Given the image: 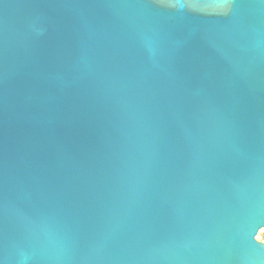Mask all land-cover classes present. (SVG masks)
I'll list each match as a JSON object with an SVG mask.
<instances>
[{"label": "water", "instance_id": "95a60500", "mask_svg": "<svg viewBox=\"0 0 264 264\" xmlns=\"http://www.w3.org/2000/svg\"><path fill=\"white\" fill-rule=\"evenodd\" d=\"M264 0H0V264H264Z\"/></svg>", "mask_w": 264, "mask_h": 264}, {"label": "rangeland", "instance_id": "374dc122", "mask_svg": "<svg viewBox=\"0 0 264 264\" xmlns=\"http://www.w3.org/2000/svg\"><path fill=\"white\" fill-rule=\"evenodd\" d=\"M255 240L257 242H261V243H264V228L260 229L256 236H255Z\"/></svg>", "mask_w": 264, "mask_h": 264}]
</instances>
